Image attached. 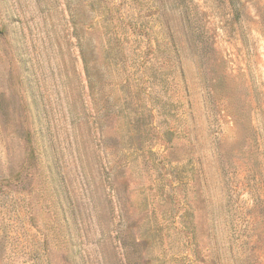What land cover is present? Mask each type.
I'll return each instance as SVG.
<instances>
[{
	"label": "rangeland",
	"instance_id": "obj_1",
	"mask_svg": "<svg viewBox=\"0 0 264 264\" xmlns=\"http://www.w3.org/2000/svg\"><path fill=\"white\" fill-rule=\"evenodd\" d=\"M0 264H264V0H0Z\"/></svg>",
	"mask_w": 264,
	"mask_h": 264
}]
</instances>
